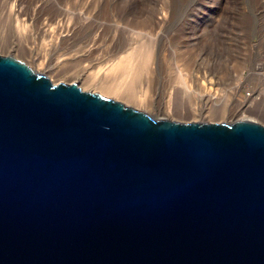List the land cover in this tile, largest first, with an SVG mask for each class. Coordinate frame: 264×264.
<instances>
[{
    "label": "water",
    "instance_id": "95a60500",
    "mask_svg": "<svg viewBox=\"0 0 264 264\" xmlns=\"http://www.w3.org/2000/svg\"><path fill=\"white\" fill-rule=\"evenodd\" d=\"M0 264H264V125L155 119L0 54Z\"/></svg>",
    "mask_w": 264,
    "mask_h": 264
},
{
    "label": "bare ground",
    "instance_id": "6f19581e",
    "mask_svg": "<svg viewBox=\"0 0 264 264\" xmlns=\"http://www.w3.org/2000/svg\"><path fill=\"white\" fill-rule=\"evenodd\" d=\"M123 1H125V5H123ZM179 1L181 0H177L176 2ZM39 2L41 3L38 4ZM49 2L51 1L32 0L28 4L30 6H27L29 10H26L22 7L21 1H15L10 5L9 13L14 21H17V18L20 19L19 16H24L21 22L17 21L15 29L18 33H23L25 30H28L30 34L32 33L33 38H28L31 39L29 43L31 46L32 44L33 46L39 45L37 41L40 40L39 42H41L43 48L47 44L45 40H48L53 42L55 46L59 44L60 47L56 46L51 57H47L49 58L48 60H45L44 56L42 59H34V57L30 56L31 61L23 58L19 54L20 44H18L19 46L17 45L18 49L7 46L8 54L17 59H22L26 64L31 65L35 70L46 76L58 79L70 78L81 89L86 87L94 90L93 92L98 90L105 95L122 99L129 104L142 108L149 115V112L155 109L159 115L161 114L162 119H173L175 114L172 101L178 97L181 101H188L192 116L200 119V122H209V120L217 119L224 120L227 117H232L235 120L254 121L247 115L242 113L237 114V110L233 111L228 106L233 101L237 103L236 105L239 108L247 110L248 106L256 101V98H250L240 91L243 81L240 79L233 86L222 89V77L214 73L218 72L220 68L223 70L229 64L231 56L236 51L233 48V44L227 41V37L224 38L222 35L223 31L220 32L221 30L219 29L222 27H219L220 23L218 24L219 26L216 25L215 27L219 17L221 18L223 15L222 12L225 5L222 6V2L224 1L206 0V2H203L204 4L199 6L200 10H194L192 19L188 20L187 24L191 32H189L190 34H186L187 27L184 31L185 38L183 44L188 49L182 52L177 51L178 48H174L176 51L173 50V47L169 45L176 37V34L172 33L171 30H166L173 24L176 14L180 11V8L177 11L175 0H135V2L133 0H107L106 2L109 4L104 8L102 13L101 11L95 13V9H97L100 2L99 0H95L94 3L92 2L88 6L87 3L80 4L81 6L78 5L79 15L71 19L69 18L72 14L67 18L69 15L66 17L67 12L64 14L59 8L58 12H55L53 9L54 12L51 11L49 13L51 14L49 21L55 22L53 28H51L52 23L50 24L51 27H49L48 21V23H44L45 19L44 22H38L42 18L38 21L37 17L35 18L36 4L43 6ZM61 2L63 0H58L59 4ZM171 2H174L173 6L170 5ZM147 3H154L155 6L150 8ZM134 6L135 8H133ZM7 7L9 8L8 5ZM124 8H126V12ZM122 16H127L128 20L124 21L125 19L123 20ZM25 19L29 20L28 25ZM198 19L200 21L198 24L195 23L196 26H194V21ZM85 25L86 28L90 26L88 29L89 34H87L89 36L84 41V45H80L82 48L79 47L80 49L78 48L77 50L75 48V51L71 48V50H61L64 47L63 44L74 38L77 30ZM110 27H113V31L120 30L123 33L118 35V37L111 35L113 37H110L109 40L110 43L114 44L107 46L106 44L108 43L105 42L106 44L104 45L107 48L102 49L101 47L103 46L101 45L104 38H106V33L107 37L110 36ZM28 31L27 34H29ZM16 35L18 34L16 33ZM20 39L19 41H21ZM1 46L2 44H0V49ZM170 46L171 50H173L172 53H174L172 58L175 64L170 61L167 65L165 64L168 78L165 81L166 83L162 84L164 91L159 97L160 93L157 95L156 83L151 79L152 75L150 76V74L155 73L152 72L153 64L164 65L167 60V47ZM196 46L200 48L194 52ZM255 48V46L251 47L252 54ZM39 49L41 48L39 47ZM38 50L36 49L35 51ZM26 53L29 52L27 51ZM178 60L180 62L182 60V68L176 64ZM74 66H79L80 68L78 67L77 71L70 72ZM175 84H177V88H175ZM263 89L264 87H261V90ZM157 96L160 100L156 99ZM161 99L163 100V103H161L163 107L160 105L161 108H158V103Z\"/></svg>",
    "mask_w": 264,
    "mask_h": 264
},
{
    "label": "rangeland",
    "instance_id": "374dc122",
    "mask_svg": "<svg viewBox=\"0 0 264 264\" xmlns=\"http://www.w3.org/2000/svg\"><path fill=\"white\" fill-rule=\"evenodd\" d=\"M15 1L16 2L21 1L22 5H23L22 7L26 10H29V8L27 9V6L28 7L30 6L28 4L31 3L32 0L31 1L30 0H25V1L24 0H0V40H1L0 44H2L1 49H0V54L4 55V56L10 55L7 53L6 47L11 46V48L13 47V48L18 49L17 45L20 44V46L18 45L19 50H20L19 54L23 58H27V60H30V56H32V57H34V59H42L44 56L45 60H48L51 57V55L54 53L56 46L60 47V45L58 44L55 46L53 42L45 40L47 43L45 45L46 48L45 47L42 48L41 42H39L40 40H38L37 44H39L40 46L39 45L33 46V44L31 46L29 43H30V40L33 38L32 33L30 34L28 30L27 31L29 34H27L26 30L23 31L24 34L22 32L18 33L17 30L15 29L17 21L21 22L22 18L24 16L21 15V16H19L20 19L17 18V21H14L10 15V13H9V9L11 7L10 5H12V3H14ZM28 1H30V2H28ZM50 1L51 2H49L48 4L45 3L46 5L42 4L43 6L38 5L41 2L36 4L37 6L35 7V10H36L35 11V18L37 17L36 18L37 21L42 18L41 19L42 21L39 20L38 22H44V19H45L44 23L49 22V27L52 26L51 28H53L55 26V24H54L55 22L49 21V17H51V14H49V13H51V11L54 12V10H55V12H58V8H59V10L63 11L64 14H66V12H67L66 17L69 14L67 18H69V16L71 14H72V16L69 19L76 18V17H78L77 15H79L78 5H80V4L82 5L83 3L84 4L87 3V6H88V5H91L92 2L93 3L95 2V0H63V2H61L59 4L58 0H50ZM64 1H65V3H64ZM99 1H100L99 5L97 6V9H95V13H97L98 11H101V13H102L104 8L109 4L108 2H106L107 0H99ZM176 1L177 0H175V3L177 4V11L179 10V8H180V11L178 12V14H176V17L173 21V24L169 28H167L166 30L167 31L171 30L172 33L176 34V37L174 38L173 41L170 42L169 45H171L173 47V50L178 48L177 51L182 52L185 49H188L185 46V44H183L184 43L183 40L185 38L184 37V31L186 30V27L188 26L187 25L188 20L192 19V13H194L196 10H200L199 6H201V4H204L203 2H206V0H181L182 2L181 1L176 2ZM217 1H224V2H222V6H224V5L225 6L223 7V12H222L223 15L221 18L219 17V20H218L219 22L217 21V23L215 24V27H216V25H218L220 23L219 24L220 26L218 25L219 27L222 26L221 29H219V30H221L220 32L223 31L222 35L224 36V38L227 37V39H228L227 41L229 43L233 44V48L236 51L231 56V60H230L229 64L226 67H224L223 70L220 68V70H218V72H214V73H216L217 76L222 77V82H223L221 84L222 89L229 88V87L233 86L240 79L243 81L242 88L240 91L250 98H256V101L251 103L248 106L249 108L247 110H243L244 108H239L236 105L237 103L233 102V101H232L233 103L230 102L229 103L230 105H228V106L233 111L237 110V112H236L237 114L242 113L244 115H247V116L251 117L254 121L264 125V89L261 90V87H264V0H217ZM133 2H135V0H133ZM52 3H53V5H52ZM147 4H148V6H150V8L155 6L154 3H147ZM7 5L9 6V8L7 7ZM123 5H125V1H123ZM170 5L173 6L174 2H171ZM133 8H135V6ZM174 8L176 9V7H174ZM65 9H67V10L65 11ZM124 9L126 12V8H124ZM122 15H124V14H122ZM60 16H62V15H60ZM223 16H224V18H223ZM124 17L122 16V19L123 20L125 19L124 21H127L128 20L127 16H124ZM130 17H132V16H130ZM130 19L133 20L132 18H130ZM28 21L29 20L25 19V22L27 23V25L29 24ZM199 21H200V19L194 21L193 25L196 26V24H198ZM134 22H135V20H134ZM50 24H51V26H50ZM89 28H90V26H87V28H86V25H85V26L80 28L82 30L78 29L77 33H75V35H74L75 36L74 38H71L70 40H68L65 43L66 45L63 44L64 47H62V45H61V47H62L61 50L73 49V51H75V48L77 50L80 47V45L83 46L84 41L89 36V35H87V34H89V30H88ZM228 31H229V33H228ZM109 32H110L109 33L110 36H108L109 38L107 37V33H106V38H104V41L102 42V45H101V46H103V47H101L102 49L107 48V46H112V44H114V43H110V40H109L110 37H113V36L118 37V35H121L123 33V32H120V30L113 31V27H110ZM117 32L118 33L120 32V33L118 34ZM186 32H187L186 34H190L189 32H191V29L187 27ZM16 33L18 35H16ZM111 35H113V36H111ZM20 38H22V39H20ZM28 38H31V39H28ZM19 39L21 41H19ZM105 42L108 44H106ZM104 44H106L107 46ZM109 44H111V45H109ZM49 45L51 48L49 47ZM82 46L80 48H82ZM171 46L167 47V50H168V51H166L167 60L165 61L164 65L159 66V65H157L158 63L153 64L152 72L153 73L155 72V73L150 74V76L152 75L151 79L156 83L155 87L157 88V90H156L157 95H159V93H160L159 97L162 95L161 93L164 91L163 90V85H164L163 83H166L165 81H167V78H168L167 77L168 75H166L168 73V71L166 70L165 67L169 61L172 62L173 64H175V61L172 58L174 53H172L173 50H171ZM198 46H196L194 48V52L199 50L200 47H198ZM253 46H255L256 48L254 49V52L252 54L250 49ZM39 47L41 49H39ZM21 48H22V51H21ZM36 49L37 50L39 49V50L35 51ZM25 50H27L29 53H26L27 51L25 52ZM122 54H123V52H122ZM47 57H49V58H47ZM178 61H179V63H178ZM178 61H176V64H178V66L182 68L183 67L182 60H181V62H180V60H178ZM29 66L31 67V65H29ZM78 67L79 66H77V67L74 66V68H72L70 70V72L71 71H77L80 68V67L79 68ZM31 68H33V67H31ZM33 70H35V69L33 68ZM35 71H37V70H35ZM37 72H39V71H37ZM48 77H50V76H48ZM50 78L49 79L54 84L59 83V82H64V83L74 82L70 78H68V79L67 78L66 79L65 78H59L58 79L56 77H50ZM261 78H263V79H261ZM175 85H176L175 88H177V84H175ZM82 90L91 91V92L94 91V90H91V89L86 88V87L83 88ZM95 92L99 93L105 97H109V98H112V99H115L118 101L121 100V102L123 101L122 99L115 98L114 96L105 95V94L99 92L98 90H95ZM159 97L157 96L156 99L160 100ZM122 103H124L127 106H130V107H133V108H136L138 110L143 111L142 108H138L137 106H135L133 104H129L125 101H123ZM161 103H163L162 99L158 103V105H159L158 108H161V106L163 107V104L161 105ZM172 106H173V110H174V114H175L172 120L180 121V122H190V121L200 122L201 121L200 119H196L192 116L191 110L189 107V103L187 100L181 101V99L176 97L172 101ZM233 106H234V109H233ZM156 111L157 110L153 109V111L149 112V113L155 119L161 118L162 117L161 114L159 115V113H157ZM211 121L212 122H218V123L219 122L232 123L236 120L233 119L232 117H227L224 120L223 119L222 120H220V119L219 120L218 119L217 120H209V122H211Z\"/></svg>",
    "mask_w": 264,
    "mask_h": 264
}]
</instances>
